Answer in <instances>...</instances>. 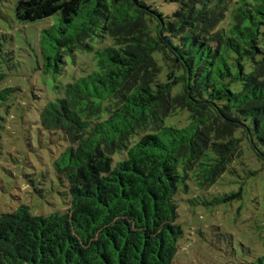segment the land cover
I'll use <instances>...</instances> for the list:
<instances>
[{"label": "trees", "instance_id": "16d2710c", "mask_svg": "<svg viewBox=\"0 0 264 264\" xmlns=\"http://www.w3.org/2000/svg\"><path fill=\"white\" fill-rule=\"evenodd\" d=\"M166 1L167 16L145 0L18 1L20 23L57 16L38 35L45 73L78 54L93 66L38 109L67 142L65 210L0 213V264H172L190 183L264 179V0Z\"/></svg>", "mask_w": 264, "mask_h": 264}, {"label": "rangeland", "instance_id": "374dc122", "mask_svg": "<svg viewBox=\"0 0 264 264\" xmlns=\"http://www.w3.org/2000/svg\"><path fill=\"white\" fill-rule=\"evenodd\" d=\"M18 1L0 0V90L12 89L0 99V213L26 205L32 214L47 215L66 207V184L53 161L67 142L62 132L41 127L38 109L93 62L90 54H78L62 74L45 73L38 35L57 16L20 23ZM145 1L164 16L176 8L166 0ZM259 175H227L204 190L189 184L178 196L176 223L182 233L172 264H251L264 255V179ZM240 187V198L222 200Z\"/></svg>", "mask_w": 264, "mask_h": 264}]
</instances>
